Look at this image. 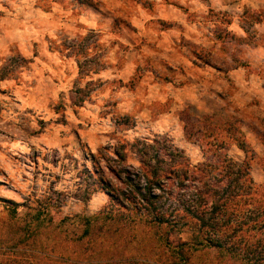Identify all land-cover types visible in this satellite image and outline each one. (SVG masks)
<instances>
[{
    "label": "rangeland",
    "instance_id": "rangeland-1",
    "mask_svg": "<svg viewBox=\"0 0 264 264\" xmlns=\"http://www.w3.org/2000/svg\"><path fill=\"white\" fill-rule=\"evenodd\" d=\"M255 219L264 0H0V264H249Z\"/></svg>",
    "mask_w": 264,
    "mask_h": 264
},
{
    "label": "trees",
    "instance_id": "trees-1",
    "mask_svg": "<svg viewBox=\"0 0 264 264\" xmlns=\"http://www.w3.org/2000/svg\"><path fill=\"white\" fill-rule=\"evenodd\" d=\"M237 145L239 147H241L242 149L246 150V144H245L244 141H237ZM249 165H250V163L246 162L245 166L239 167V169H238V171L236 173L237 176H242L244 170L249 171L248 170L249 169ZM237 178L238 177H236V179ZM220 191H223L222 195H224L222 203H214L213 206H212V209L210 211L208 209H205L203 211L204 213H209L210 214V217L208 219H206L205 217H203V218L199 217V218L202 220L203 226H205L206 228L210 229L211 232L220 231L219 229H220L221 226H223L225 228L228 227V226H229V228H232V227L235 226L236 228H234L232 230L236 231V229H239V227H241V225L232 223L230 218L226 219L222 223L219 222V221H216V220H218L217 214H219L222 211L223 207H226L228 205V201H231V199H233V197L236 198L240 194L237 193L238 191L233 186H230V187L227 186V188H225L223 190H220ZM214 193H219V191H215ZM230 195H231V198H230ZM257 220L258 219H255L256 223L254 225L255 226L254 228H257L258 230L264 229V219H262V221H257ZM160 221H163V220H160ZM187 245H188L187 242H181L179 244V246H177L176 253H177V255L181 256L180 261H182V262L174 263V264H183V263L186 264L185 260L187 258L185 257L184 253H185V246H187ZM194 246L197 247L198 249L199 248L206 249V248H212V247H216V248L221 249V248L224 247V241L222 239H220V238H214L212 236H209V233H208V237L206 239H203V240L199 239L197 241V243L194 244ZM246 246L247 247L251 246L252 248L264 247L262 239H258L256 242H254L253 240H247L246 239V241H244L243 246H242V244L241 245L238 244L236 246L235 243H232L230 247L239 248V249L240 248L241 249L244 248L245 249ZM191 248H193V247H191ZM197 248H195V250H197ZM260 254L261 253H258V257L257 258H249V257L245 258V257H243V260L244 259L247 260L248 263L250 262L249 264H263V263H261V260H263L264 257H262ZM94 258H95V256H94ZM58 261L61 264H86V263H89V264H91V263L92 264H139L140 263L139 260H137L135 258L131 259V260L130 259L125 260V258H121V257H117V258H114V259L108 260V261L104 260L103 258H100L98 260L97 259L96 260L95 259L94 260L90 259V260H88V262H86V263L84 262L83 263V261H86V260L74 261V260L70 259L69 257L62 256V257H58Z\"/></svg>",
    "mask_w": 264,
    "mask_h": 264
},
{
    "label": "clouds",
    "instance_id": "clouds-1",
    "mask_svg": "<svg viewBox=\"0 0 264 264\" xmlns=\"http://www.w3.org/2000/svg\"><path fill=\"white\" fill-rule=\"evenodd\" d=\"M5 147H8V145H5ZM15 147H19V145L17 144V145H15Z\"/></svg>",
    "mask_w": 264,
    "mask_h": 264
}]
</instances>
